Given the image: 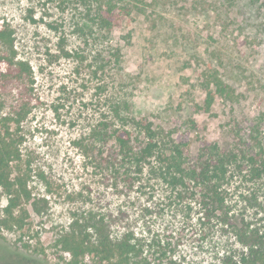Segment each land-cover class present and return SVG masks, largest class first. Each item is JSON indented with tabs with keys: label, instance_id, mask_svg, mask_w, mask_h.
Listing matches in <instances>:
<instances>
[{
	"label": "rangeland",
	"instance_id": "1",
	"mask_svg": "<svg viewBox=\"0 0 264 264\" xmlns=\"http://www.w3.org/2000/svg\"><path fill=\"white\" fill-rule=\"evenodd\" d=\"M106 1L0 0V29L13 31L16 57L34 71V106L18 125L5 118H15L21 85L13 80L0 90V133L19 152L9 177L22 175L31 196L45 200L32 210L20 196L13 213L20 221L0 222V264H117L93 254L73 263L57 241L71 222L86 228L101 220L112 238L133 233L138 264H219L226 252L238 258L243 247L215 219L203 224L197 183L175 184L179 174L164 152L131 173L124 194L98 166L89 132L118 100L129 106L123 114L152 123L159 149L179 144L186 167L206 144L233 146L226 130L234 120L260 117L264 143V0H111L119 10L114 29L90 38L91 9ZM212 75L230 91L198 111ZM122 128L143 139L131 120ZM220 185L230 214L264 225V178L231 165ZM9 196L0 186V219Z\"/></svg>",
	"mask_w": 264,
	"mask_h": 264
},
{
	"label": "trees",
	"instance_id": "2",
	"mask_svg": "<svg viewBox=\"0 0 264 264\" xmlns=\"http://www.w3.org/2000/svg\"><path fill=\"white\" fill-rule=\"evenodd\" d=\"M118 12L119 10L111 0L105 2V7L97 2L90 12L94 26L88 30L89 37L102 34L108 38L114 29ZM12 34L13 31L8 27L0 29V43L3 47L2 52L0 51V63L5 65L3 70L0 68V90L11 86L10 82L13 80L17 81L18 86L21 85V101L18 102L14 111L15 118L10 116L5 118L7 122L13 119L18 125L32 112L34 106L32 95L34 71L29 61L16 57ZM67 55H69L68 52ZM211 77L212 79L203 86V100L194 103L198 111L208 112L216 96L226 97L230 91V88L218 76ZM123 109L129 110L126 102L122 105L118 100L108 103L105 114L89 132L92 144L97 145L98 148V166L110 175L113 187H120L121 192L127 194L134 184V176L131 173L140 175L144 161L154 156L156 151L164 152L166 155L164 159L168 160V168H174L179 174L180 178L176 176L177 174L172 175L175 184L185 183V177L197 183L205 205V212L202 215L203 224L210 226L212 219H215L216 223L224 228V231L230 232L243 247L244 251L238 258L226 252L220 257L219 264H264V225L257 226L245 220L244 217L230 214V207L220 190V177L225 175L227 168L231 165L238 168L246 167L250 179L264 178V143L261 136L263 120L260 121V117L257 120L253 118L245 124L234 120L226 130L232 138L233 146L222 149L216 143L206 144L201 148V153L193 165L186 167L183 150L179 144L164 145L159 149L161 145L159 146L158 132L152 127V123L144 118L136 121L130 115L123 114ZM128 120L142 131L143 139L135 138L136 141L139 139L138 144L133 140L129 130L122 128L126 127ZM116 121H119L120 125H117ZM10 139L6 140V137L1 136L0 133V186L4 187L10 195L2 209L3 218L0 222L3 225L20 221L13 214L14 209L19 205L20 196L21 203L23 201L30 203L32 210L37 209L38 202L45 201L44 198L34 199L31 196L30 190L27 189L26 178L22 175L21 178L17 176L10 181L9 162L19 159L15 142L10 143ZM21 210L24 213L27 211L22 206ZM70 225L69 231L61 234L57 241L63 250L72 255L73 263L85 254H93L100 261L108 263L115 258H117V261L115 260L117 264H131L133 260L137 264L142 262L136 251L137 243L134 241L133 233L124 232L119 237L112 238L108 224L103 220L93 222L91 226L87 225L89 232L87 227L85 228L86 225H81L78 221L71 222ZM92 234L95 235L94 239Z\"/></svg>",
	"mask_w": 264,
	"mask_h": 264
}]
</instances>
